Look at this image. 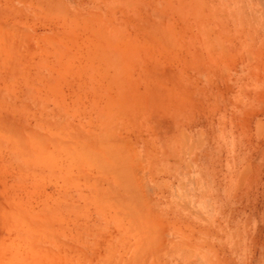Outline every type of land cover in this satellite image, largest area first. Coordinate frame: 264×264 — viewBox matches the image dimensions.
Masks as SVG:
<instances>
[{"label":"rangeland","instance_id":"rangeland-1","mask_svg":"<svg viewBox=\"0 0 264 264\" xmlns=\"http://www.w3.org/2000/svg\"><path fill=\"white\" fill-rule=\"evenodd\" d=\"M0 264H264V0H0Z\"/></svg>","mask_w":264,"mask_h":264},{"label":"bare ground","instance_id":"bare-ground-1","mask_svg":"<svg viewBox=\"0 0 264 264\" xmlns=\"http://www.w3.org/2000/svg\"><path fill=\"white\" fill-rule=\"evenodd\" d=\"M74 12H75V11H74ZM2 33H3V32H2ZM73 55H74V54H73ZM64 61H65V60H64ZM60 126H61V125H60ZM11 127H12V126H11ZM107 145H108V144H107ZM106 147H107V146H106ZM14 153H15V152H14ZM15 154H16L15 156L17 157V156H18L17 153H15ZM99 154H101V153H99ZM102 154H103V153H102ZM129 155H130V154H129ZM110 159H111V158H110ZM115 159H116V158H115ZM114 161H116V160H114ZM103 162H104V161H103ZM116 162H117V161H116ZM116 164H117V163H116ZM109 166H110V165H109ZM124 166H125V165H124ZM104 168H105V167H104ZM115 172H116V171H115ZM117 172H118V171H117ZM132 176H133V175H132ZM121 180H122V179H121ZM122 181H123V180H122ZM121 183H122V182H121ZM136 188H137V187H136ZM112 191H113V190H112ZM115 200H116V199H115ZM118 201H119V200H118ZM120 206H122L121 203H120ZM128 208H129V207H128ZM135 208H136V207H135ZM133 211H134V210H133ZM135 212H136V211H135ZM138 214H139V213H138ZM138 214H137V215H138ZM125 217H126V216H125ZM136 224H138V223H136ZM229 236H230V235H229ZM141 245H142V244H141ZM141 245H140V246H141ZM141 248H142V247H141ZM139 251H140V250H139ZM137 254H138V253H137ZM135 255H136V254H135Z\"/></svg>","mask_w":264,"mask_h":264}]
</instances>
